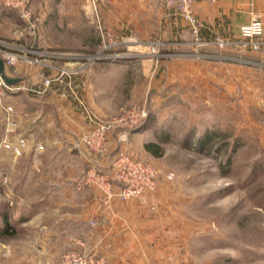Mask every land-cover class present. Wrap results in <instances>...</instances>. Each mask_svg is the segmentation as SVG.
<instances>
[{"label":"rangeland","instance_id":"obj_1","mask_svg":"<svg viewBox=\"0 0 264 264\" xmlns=\"http://www.w3.org/2000/svg\"><path fill=\"white\" fill-rule=\"evenodd\" d=\"M202 9L194 0L211 32L233 37L231 21L214 25ZM0 31L7 48L29 49L40 60L19 61L40 76L69 69L49 93L62 98L60 89L70 82L100 120L128 117L95 150L81 141L92 131L86 112L72 94L65 98L88 124L74 145L78 157L91 161L82 166L85 176L93 166L110 172L121 152L158 170L156 189L113 197L145 206L154 221L145 234L154 264H264V51L259 56L242 43L227 50L197 47L165 0H0ZM143 107L147 115L134 117ZM39 140L38 149L44 146ZM146 142L160 144L161 154L147 151ZM73 247L109 263L77 237L62 262Z\"/></svg>","mask_w":264,"mask_h":264},{"label":"crops","instance_id":"obj_2","mask_svg":"<svg viewBox=\"0 0 264 264\" xmlns=\"http://www.w3.org/2000/svg\"><path fill=\"white\" fill-rule=\"evenodd\" d=\"M212 1L197 0L203 5L201 15L214 25V20L231 21L234 30L228 34L233 37L240 36L241 23L234 22L239 18L251 20L257 13L264 21V0ZM17 68L15 78L39 80L40 71L33 65L18 62ZM6 73L10 76L8 69ZM54 92L10 95L5 102L15 107L12 132L6 131V113L0 107V140L8 135L29 141L21 155L0 147V262L63 264L62 254L77 237L88 249L105 253L108 264H154L145 241L148 224L154 221H148L139 199L122 202L115 197L106 202L103 192L85 181L82 166L91 161L78 157L74 145L88 124L72 101ZM35 138L43 149L36 147Z\"/></svg>","mask_w":264,"mask_h":264},{"label":"built area","instance_id":"obj_3","mask_svg":"<svg viewBox=\"0 0 264 264\" xmlns=\"http://www.w3.org/2000/svg\"><path fill=\"white\" fill-rule=\"evenodd\" d=\"M6 1L7 3L10 2V0ZM165 3L177 16L186 21L193 36V42L201 49L227 50L242 43L244 48L254 50L255 52L264 51V21L257 13H253L250 23L240 26L239 32L242 41L238 42L236 38L226 35H215L211 32L205 21L200 19L195 13L194 0H165ZM27 17L28 19L31 18L29 13ZM108 35L111 37L110 32ZM7 45L9 44L0 40V56L5 61L6 69L9 68L8 70H11L10 76L15 77L18 74L17 65L19 61L23 60L28 63L40 62L36 56L32 55V51H28L29 49L25 50L27 52L22 54L17 49L7 48ZM68 71L69 69L66 67L59 68L55 71L54 75L42 76L35 83L24 79L16 83H8L0 72V107L6 113L7 131L12 132L16 126L13 118L15 107L5 102L10 95L26 92L36 96H44L54 87L55 81H59L68 75ZM60 93L64 98L72 94L76 100V106L78 102L79 106L77 108L86 112L83 113L90 127H92V131L85 135L81 141L95 150L103 149L109 131L118 126L124 127L129 122V120L127 121L128 117H116L108 121L100 120L88 109L85 102L77 96L70 82L68 83V87L60 89ZM136 115L137 117L145 116L147 115V111L143 107L137 114H133L134 117ZM28 142L25 136L18 137L16 140L6 136L1 141L0 147L10 150L16 155H21ZM38 147L39 149L44 148L43 145H38ZM158 175V170L151 164L130 155V153L121 152L114 157L110 172H101L93 166L88 170L85 181L90 185L98 187L103 192L106 201H109L114 196L125 199L156 189ZM63 262L65 264H106L104 258L99 259L94 253L82 252L74 247L63 255Z\"/></svg>","mask_w":264,"mask_h":264},{"label":"water","instance_id":"obj_4","mask_svg":"<svg viewBox=\"0 0 264 264\" xmlns=\"http://www.w3.org/2000/svg\"><path fill=\"white\" fill-rule=\"evenodd\" d=\"M0 72L2 73L4 79L8 82V83H16L19 81V78H15V77H10L7 73H6V66H5V61L4 59L0 56Z\"/></svg>","mask_w":264,"mask_h":264},{"label":"trees","instance_id":"obj_5","mask_svg":"<svg viewBox=\"0 0 264 264\" xmlns=\"http://www.w3.org/2000/svg\"><path fill=\"white\" fill-rule=\"evenodd\" d=\"M145 148L147 151L151 152L154 155H160L161 154V146L158 143L146 142Z\"/></svg>","mask_w":264,"mask_h":264}]
</instances>
